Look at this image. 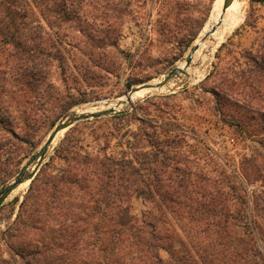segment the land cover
Masks as SVG:
<instances>
[{"label": "rangeland", "instance_id": "1", "mask_svg": "<svg viewBox=\"0 0 264 264\" xmlns=\"http://www.w3.org/2000/svg\"><path fill=\"white\" fill-rule=\"evenodd\" d=\"M215 1L65 0L67 10L74 15L76 11L78 19L69 13L72 19L63 23L46 17L47 13L41 15L40 21L33 23L58 42L63 58L53 63L50 77L43 81V98L23 106L8 94L16 71L10 65H18L11 59L9 65L5 56H0V188L39 153L56 123L75 107L117 98L173 68L195 44ZM242 1L243 21L214 51L200 80L150 95L112 115L74 124L53 145L38 173L43 168L59 172L66 167L64 159L127 154L139 170L140 164L148 161L152 179L161 174V167L151 164V159H165V174H171L176 182L184 181L197 203H209L216 220L227 218L228 241L240 253L233 256V251H228L227 264H264V130L258 120L235 122L232 115L248 113L236 110L232 100L231 114H220L210 90L201 88L212 71L244 66L247 51L264 57V3ZM68 93L70 96L63 97ZM222 134L239 140L236 144L226 142L227 160L213 155L208 147L210 140ZM249 156L254 158L253 164L246 161ZM32 181L0 207V264H24L10 248L9 233ZM162 205L157 195L151 199L133 195L131 199V211L137 216ZM172 240L174 247L160 250L165 262L172 253H179L183 240L185 249L193 251L203 264L184 231L178 228ZM180 263L184 264V259ZM219 263L215 259L213 264Z\"/></svg>", "mask_w": 264, "mask_h": 264}, {"label": "trees", "instance_id": "2", "mask_svg": "<svg viewBox=\"0 0 264 264\" xmlns=\"http://www.w3.org/2000/svg\"><path fill=\"white\" fill-rule=\"evenodd\" d=\"M74 12L67 10L65 0H0V56L9 65L10 59L18 65H10L16 71L8 94L23 106L43 98V81L50 77L53 63L63 58L58 42L33 22L47 13L46 17L66 23L72 19L69 13L78 19ZM247 54L244 66L212 71L201 88L210 90L220 114H231L232 100L236 110L248 113L232 115L235 122L258 120L264 130V57ZM253 159L246 161L253 164ZM64 160L66 167L59 172L43 168L36 175L10 229L14 249L10 248L24 264L30 259L34 264H181L183 259L184 264H200L183 240L179 249L183 255L172 253L164 261L160 250L174 247L172 235L178 228L190 237L203 264L215 259L227 264L228 251L240 254L228 241L227 218L216 220L209 203H197L184 181L165 174V159H151L161 167V174L152 179L150 163L143 161L139 170L127 154ZM133 195L148 199L157 195L163 205L137 216L131 211ZM203 238L209 242L203 243Z\"/></svg>", "mask_w": 264, "mask_h": 264}, {"label": "bare ground", "instance_id": "3", "mask_svg": "<svg viewBox=\"0 0 264 264\" xmlns=\"http://www.w3.org/2000/svg\"><path fill=\"white\" fill-rule=\"evenodd\" d=\"M222 5L223 0L215 1L206 26L195 41L194 45L197 47L196 50L191 52L190 49L187 55L176 63L173 67L176 70V73L166 84L155 86L153 88H142L134 93H125L114 99H102L97 102L84 103L75 107L73 112H91L109 107H115L116 111L128 109L139 100L150 95L172 92L200 80L210 64L214 51L219 47L226 36L238 25L244 16V1L233 0L226 12H223ZM212 27H215V30H211ZM190 54H192L191 63L187 64V58ZM166 73L154 78L150 83L157 85L165 77ZM63 133L64 131H61L48 147L46 151L47 156L50 154L53 145L60 139ZM29 182L30 180H26L21 183L11 194L13 195L21 192Z\"/></svg>", "mask_w": 264, "mask_h": 264}, {"label": "water", "instance_id": "4", "mask_svg": "<svg viewBox=\"0 0 264 264\" xmlns=\"http://www.w3.org/2000/svg\"><path fill=\"white\" fill-rule=\"evenodd\" d=\"M233 0H223L222 10L226 12L228 7L232 4ZM211 30H215V27H212ZM207 35V34H206ZM196 45L191 48V52L196 50ZM191 55L187 58V64L191 63ZM176 73L174 68H171L165 75V77L158 83L157 85L150 83V81H145L140 83L137 86L132 87L127 93H134L142 88H153L155 86H162L166 84ZM117 112L115 107H109L106 109H100L91 112H69L64 115L53 127L48 139L45 141L43 146L41 147L38 154L32 156L25 165L20 169V171L5 185L0 188V207L4 203V201L9 197L12 191L18 187L21 183L25 182L26 180H32L40 170L41 166L43 165L45 159L48 157L46 155V151L48 147L52 144L56 136L61 131H66L74 124L88 120L91 118H99L106 115H112L113 113Z\"/></svg>", "mask_w": 264, "mask_h": 264}, {"label": "built area", "instance_id": "5", "mask_svg": "<svg viewBox=\"0 0 264 264\" xmlns=\"http://www.w3.org/2000/svg\"><path fill=\"white\" fill-rule=\"evenodd\" d=\"M226 142L236 144L239 142V140L237 141V139L231 135L222 134L220 137H216V139L209 141L208 147L210 152L213 155L220 156L221 158L225 159L229 152V148L226 147Z\"/></svg>", "mask_w": 264, "mask_h": 264}]
</instances>
